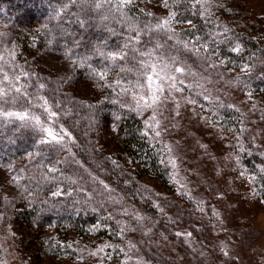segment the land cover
Returning a JSON list of instances; mask_svg holds the SVG:
<instances>
[{"label": "rangeland", "instance_id": "1", "mask_svg": "<svg viewBox=\"0 0 264 264\" xmlns=\"http://www.w3.org/2000/svg\"><path fill=\"white\" fill-rule=\"evenodd\" d=\"M199 2L207 15L205 23L213 28L229 32L264 30V0ZM142 7L156 22L174 14L171 0H167V7L165 0H149ZM189 26L173 17L170 31H166L173 44L168 49L171 56L164 55V60L173 70L185 69L183 75L170 72L178 77L176 88L180 91L166 85L158 103L140 110H133L134 97L149 95L146 79L139 93L128 91L130 98L125 99L111 90L112 80L76 77L70 72L65 51L46 50L35 33L17 40H22L18 60L28 64V69L30 62L35 69L42 68L41 77L48 79L45 83L49 86H57V93L66 90L70 99L96 108L94 116L90 108L83 110L79 104H67L63 110L81 114L83 121L78 123L85 125L86 138L98 134L105 152L121 143V114L114 107L133 110L141 121L144 141L156 154L158 169L151 170L143 160L131 156L121 163L115 155L105 156L104 161H112L108 166L117 174L100 171L102 180L108 184L111 175L118 180L112 191L106 187L110 199H100L107 202L102 211L109 220L101 218L84 227L68 220L33 226L25 215L22 189L36 182L18 174L24 163L0 161V264H159L155 245L159 244V249L163 246V253L169 256L179 252L182 242L190 249V260L178 264H264V190L244 163V156L255 153L264 160V94L248 88L243 82L245 69L226 63L209 39L187 38L184 31ZM62 80L68 84L66 88ZM119 88L124 90L125 86ZM82 91L88 95L76 94ZM44 93L34 102L44 106L40 100L50 98ZM59 103L47 106L56 113ZM101 112L103 119L92 126L91 116L100 119L97 114ZM42 123L54 132L65 130L58 113L52 119L47 114ZM73 130L77 133V128ZM25 158L31 160L32 156ZM54 160L50 159L47 167L56 172ZM250 163L260 169L252 160ZM71 185L67 193L77 183ZM49 194L59 198L63 192L54 188ZM191 218L199 222L193 224ZM193 227L195 232L198 229L199 240L185 235ZM238 235H245L242 243L236 241Z\"/></svg>", "mask_w": 264, "mask_h": 264}, {"label": "trees", "instance_id": "2", "mask_svg": "<svg viewBox=\"0 0 264 264\" xmlns=\"http://www.w3.org/2000/svg\"><path fill=\"white\" fill-rule=\"evenodd\" d=\"M147 1L149 0H134V3L124 11L138 28L144 30L140 43L136 45L137 49L151 52L152 61L166 63L164 55L171 56L168 49L173 43L168 41L166 30H151L157 22L151 15H147L149 12L142 7V4ZM171 2L176 22L190 25L184 31L187 38H193L196 41L209 39L226 63H233L245 69L243 71L247 73L243 78L245 85L264 94V30L229 32L220 27L218 30L215 26L213 28L205 23L204 19L207 15L203 14L199 0H171ZM97 3H103V7L97 9ZM119 21V13H116L112 5L105 3L104 0H0V34H3L0 35V55L8 62L4 65V70L9 75H19L20 79L14 85L25 92V95L16 99L15 102L8 99L0 101V108L7 111L27 112L32 116H39L42 121L46 119L47 114L44 113L43 105L35 103L34 100L45 91L50 95V98L44 99L48 104L60 102L55 111L61 117L62 126L71 136V140L64 139L63 144L41 143L42 140L50 138L32 124L25 126L23 122L15 118L9 120L0 117V161L6 164L13 161L24 163L23 167L18 169V174H22L24 179L30 177L36 182L31 186L25 185L22 189L26 195L23 200L25 215L33 226H46L55 221L61 223L68 220L69 223L84 227L97 223L101 218L109 220L110 217L107 214L104 215L102 211L104 205L107 204L105 199H110L106 187L112 191L118 180L115 175H111L112 177L106 180L108 184L102 180L100 171L106 170L117 174V171L114 172L108 166V163L112 161H104L105 156L114 157L115 155L120 163L131 156L134 160H143L151 170L158 169L155 166L156 154L149 149L148 142L144 141L141 121L133 110L121 105L114 107L121 114L118 129L122 138L118 148L115 147L116 144L109 152H105L104 145L99 142L98 134L92 137L89 135L86 138L85 125L83 124L82 127L78 123L83 121L81 114H69L63 110L67 104L76 106L79 104L83 110L90 108L94 116L96 108L87 107L86 102L83 105L74 98L70 99L66 90L57 93V86H49L45 83L48 79L41 77L44 72L42 68L35 65L37 67L35 69L30 62V69H28V64L18 60L22 40L18 43L17 40L33 32L46 50L65 51L70 72L76 73V77L87 76L93 81L100 79L98 73L106 72L105 78L113 81L111 90H117L121 96L129 99L130 94L125 93L124 90L130 89V91L139 93L142 89L136 86L137 80L142 83L145 79L137 71L139 69L137 61L148 60L149 57L130 52L127 60H119L115 64L107 58V53L123 50L127 37L134 35V33H129L127 22ZM225 31L226 35L223 33ZM221 32L224 35L219 36ZM223 36L226 39L221 42L219 39ZM17 65L19 67H16ZM121 66L125 69L131 68L133 71L121 72ZM23 73L28 75L24 76ZM0 79H2V74H0ZM65 80L62 82L66 88L68 84ZM117 81L119 84L116 83ZM41 84L44 85L43 88L40 87ZM120 85H124L125 89L120 90ZM0 86L7 87V85ZM76 94L88 95L83 91ZM40 103L45 102L40 100ZM112 105L114 106V103ZM126 106L129 107V104ZM102 115V112L101 115L97 114L100 119L91 116L90 124L94 127L98 125L103 119ZM73 128H77V133ZM248 145L251 146L250 143ZM29 155L32 156L31 160L25 158ZM50 159H55L53 164L57 168L56 172L50 171V166L47 167ZM250 160L258 164L260 169L252 167ZM244 163L246 166L249 165V170L254 172L264 190V160L255 153L252 156H244ZM61 171L64 173L61 174ZM72 173L76 176H72ZM85 180L88 183H85ZM72 182H76L77 185L70 193H67V190L72 187ZM118 186H120L119 183ZM54 188L62 189L63 194L59 198L49 194ZM90 193H92V198ZM102 197L105 199L100 202ZM179 212L181 216H186L181 211ZM193 221L199 222L191 218V223ZM196 230L195 232L194 227L186 230L185 235L194 241L199 240L198 229ZM244 236L238 235L236 241L242 243ZM178 245L179 252L176 250L174 255L169 256L163 253V246L160 249L159 244L155 245L156 248L154 244L150 246L154 248L153 251L156 253L159 264H178L180 261H189L190 249L187 250L183 242ZM210 246L212 248V243Z\"/></svg>", "mask_w": 264, "mask_h": 264}, {"label": "snow or ice", "instance_id": "3", "mask_svg": "<svg viewBox=\"0 0 264 264\" xmlns=\"http://www.w3.org/2000/svg\"><path fill=\"white\" fill-rule=\"evenodd\" d=\"M105 3L112 5V8L116 13H119L120 21L119 22H127L128 31L129 33H134V35H129L127 37L126 42L124 43L123 50L121 51H113L107 53V58L115 64L119 60H127L129 53H138L140 56H147L149 57L148 60H138L137 63L139 64V74L144 76L147 82V89L149 95L146 97L144 95L139 96L136 99L135 108L133 110H140L143 108H151L153 105L160 101V95L164 93L166 90L165 86L167 85L168 88H174L176 91H180L179 88H176V81L178 77L176 75H171L170 72L174 71L175 73H179L181 75L184 74L185 69L182 67H176L174 70L171 68L169 63L161 62L159 65L151 60L152 53L146 52L144 50L137 49L136 45L141 41V34L144 31L142 28H138L135 23H133L130 18L128 17L127 13L124 11L130 4L134 3V0H104ZM208 0H205L207 3ZM103 7V3H97L96 8L100 9ZM165 7H167V0H165ZM147 15H151V13H147ZM174 14H170L167 19L158 20L155 24V27L151 29L152 31H161L166 30L170 31L168 25L172 22ZM107 19V17H105ZM3 35V34H0ZM158 47V46H157ZM14 58V53L12 54ZM8 62L5 58L0 55V74H2V79H0V85H7V87L0 86V101H6V99L15 102L16 99L25 95V92L20 87H15L14 81L18 82L20 77L19 75H9L7 71L4 70V65ZM16 67H19L17 65ZM121 72L125 71H133V69L128 68L125 69L123 66L120 67ZM24 76H27V73H23ZM101 80H103L107 73L101 72L97 74ZM183 84V80L179 81ZM119 84V81L116 82ZM137 87L144 88V84H142L139 80H137ZM41 88L44 87L43 84L40 85ZM107 87V85H105ZM125 93L130 91V89H125ZM14 93V95H13ZM143 101V103H141ZM194 103V101H192ZM44 111L48 114L49 119H52L57 116V113L51 111L47 106V101L44 103ZM0 117L5 119L11 120L15 118L23 122L25 126L32 124L33 127L37 128L39 131L45 133L47 137L50 139L42 140L41 143H51L55 142L56 144H63L65 137H68L71 140L70 134L64 130L63 128L59 129V132H54L53 128L48 126L45 123H42L41 118L39 116H32L27 112H17V111H7L5 109L0 108ZM119 117H117L118 119ZM154 119V117H153ZM62 133V134H61ZM159 135V133H156ZM50 171H54V169H50ZM16 179V177H13ZM95 254V253H93Z\"/></svg>", "mask_w": 264, "mask_h": 264}]
</instances>
